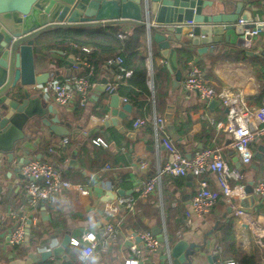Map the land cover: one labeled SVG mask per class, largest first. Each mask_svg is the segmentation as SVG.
<instances>
[{"label":"crops","instance_id":"0c3cea01","mask_svg":"<svg viewBox=\"0 0 264 264\" xmlns=\"http://www.w3.org/2000/svg\"><path fill=\"white\" fill-rule=\"evenodd\" d=\"M213 1L220 6L221 12H233L236 3L242 1L243 9H249L253 18L264 17V0ZM108 28L109 33L118 36L123 32L134 35L136 29L144 32L139 50L145 53L146 58L151 52L155 68L154 80L157 84L155 97L153 87H150L151 95L140 97V105L123 101L124 95L119 94L117 88L115 93L109 94L105 88L99 87L103 79H106L107 83H116L117 87L126 83L124 78L118 80L120 71L117 64L113 66L112 63L106 62L94 68L92 63L85 59L90 52L81 49L77 53L71 52L66 43L54 42L51 38L54 29L44 31L35 38L34 72L37 92L58 106L63 118L71 121V130L78 129L79 134L76 137L71 133L61 137L44 131L45 135L39 137L35 132H31V136L26 138L29 153H23V157H28L29 160L37 158L39 154L42 155L41 158L49 157L59 168L62 177L74 186L63 190L53 202L40 201L34 208L35 219L29 224L27 241L12 246L6 241L14 222L8 214L9 210L16 209L20 214L31 218L30 209L33 208L28 206L23 190L27 178L21 173L18 174L19 177L14 171H10L11 176L6 179L0 194L3 201L0 204V254L4 253L0 255V263L8 262L6 256L9 253L13 254L14 260H18L26 258L28 251L36 252L35 240L45 243L54 237L52 244L57 245L66 233L71 239H78L87 230H93L101 237L105 223L113 222L120 226L122 234L110 243L106 251L96 250L82 261L79 255L80 247L70 243L58 256H52L50 261L53 264H124L130 255L129 241L125 235L147 227L150 230V226L156 225L163 229L165 241L160 242L156 252L143 250L136 258L137 264L165 262L170 237L171 243L185 239L189 243L200 245L199 252H196L195 264H215L214 250L219 243L222 245V256L234 258L232 252L224 249L221 239L226 235L227 245H233L248 255L258 253V264H263L264 252L255 246L251 231L237 219L223 194L218 195L208 214L187 222L190 198L198 188V178L192 174H164L154 192L145 198L139 196L143 181L156 173L166 160L167 153L160 142L162 134L157 133L151 124L133 128L132 122L137 117H165L168 105H172L170 123L173 128L169 129V124L166 123V134L180 152L189 158L204 148L219 152L227 167L238 171V179L228 178V183L231 186L235 183L243 186L246 195L240 199L239 204L255 218L260 228H264V197H253L248 190L252 191L254 185L264 176V136H257L251 143L253 155L262 153L263 159L252 157L250 163L243 164L230 144V133L216 128L214 124L215 121L227 119L228 110L221 99H213L218 102L210 108L209 104L213 100H202L196 91L183 90L181 80L179 86L174 87V76L167 69L166 60L159 54L156 44L148 41L144 26L129 24L123 29L118 25H110ZM246 51H250V54ZM191 54L192 60L187 62L182 55H177V65L182 75L193 62L201 67L207 84L215 91L229 89L234 93H241L250 106L264 104V30L251 38L250 47L220 44L216 49L207 50L202 54L192 49ZM71 55L75 60H87L93 67L90 79L94 81L95 86L90 90L84 105L79 103L76 96L68 104L60 106L55 103L53 92L45 88L46 84L88 71L85 64L78 68H74L72 64L67 68L65 60ZM161 66H165L166 70L162 71ZM129 76L130 73L125 77ZM113 94L119 97L118 110H121L124 103H130L132 106L123 118L111 113ZM83 133L89 135L84 137ZM65 137L68 141L64 144ZM96 139H101L106 144L96 143ZM50 148L53 150L50 151ZM141 162H146L144 168L140 167ZM204 176L207 178L208 187L220 192L216 173L207 172ZM117 191L122 192L118 198L132 197L133 210H128L121 204L114 212H110L109 205L117 199L103 202L105 204L102 206L101 199L107 193ZM101 206L104 207L103 213L99 212Z\"/></svg>","mask_w":264,"mask_h":264},{"label":"water","instance_id":"95a60500","mask_svg":"<svg viewBox=\"0 0 264 264\" xmlns=\"http://www.w3.org/2000/svg\"><path fill=\"white\" fill-rule=\"evenodd\" d=\"M243 7L244 2L241 1L236 3L233 12H221L213 0H0V194L6 179L11 176L10 171L19 176L20 166L29 161L23 153H29L26 138L31 136V132L39 137L45 135L44 131L61 137L79 134L78 129L71 130L72 123L63 118L60 108L37 92L34 42L42 32L55 28L92 29L118 25L126 29L129 24L144 26L148 41L156 44L159 54L166 60L167 69L174 76L173 86L178 87L182 78L177 65L180 51L195 49L202 54L220 44L251 46V40L243 35V28L253 25H233L238 18L246 21L253 18L251 11ZM187 21L193 24L190 26ZM246 52L250 54V51ZM74 60L73 55L69 56L65 66L68 68ZM101 84L99 87L105 88L106 79ZM118 98L113 94L111 113L123 118L132 106L124 103L118 110ZM217 102L211 101L209 107ZM172 108L168 105L164 117L169 129L173 128L170 123ZM41 157V154L37 155V158ZM253 157L263 159L262 153ZM121 194V191L107 193L101 199L102 206L103 202L115 200ZM2 202L0 199V204ZM102 206L100 213L104 211ZM30 223L31 220L27 219L25 240ZM162 231L161 227L150 226V232L161 243L165 241ZM52 239L54 237L45 243L35 240L36 252L28 251L26 258L18 260L9 253L6 256L8 262L0 264H53L51 257L62 253L71 238L66 233L57 245L52 244ZM171 241L172 238H168L167 258L161 264H195L200 245L185 239Z\"/></svg>","mask_w":264,"mask_h":264},{"label":"built area","instance_id":"2783aa9c","mask_svg":"<svg viewBox=\"0 0 264 264\" xmlns=\"http://www.w3.org/2000/svg\"><path fill=\"white\" fill-rule=\"evenodd\" d=\"M222 1V0H220ZM192 25V21L186 22ZM250 23L252 27L243 28V35L246 39L257 35L261 30H264V17L252 18L249 21L238 18L233 25H242ZM121 36V34H120ZM81 50L90 52L91 48L81 47ZM148 62V83L150 87L153 85L152 80V55L149 52ZM122 59L116 57L109 59L107 63H116L119 71L124 72L125 76L129 71H125L121 66ZM81 64H85L88 71L85 74L79 73L71 75L64 80L50 81L45 88L53 92L54 101L57 105H66L76 96L81 105H84L89 98L90 90L95 86L94 81L90 79L93 74V67L87 60L77 58L74 60V68H78ZM124 77L121 73L118 75V80ZM181 86L185 91H196L202 100L211 101L220 98L223 104L227 107V119L225 121H215L216 128L223 129L231 135V146L237 152L241 162L248 164L252 160L253 151L251 148L252 141L257 136H264V105L259 107L250 106L246 103L241 93H234L229 89L215 91L210 87L205 78L202 69L195 63L182 75ZM117 88L116 83H107L105 91L107 93H115ZM123 101H128L125 97ZM151 124L155 131L162 134L160 142L166 150L167 157L164 163L157 169L156 173L143 181L139 196L147 197L154 192L159 185L161 177L164 174L174 176H184L188 173L197 177L198 188L191 196L189 202V210L186 218L190 223L195 217H202L208 214L221 193L225 196L227 202L233 208L234 215L237 219L245 224L252 233L253 243L264 249V228H260L257 221L239 204L242 197L246 195V191L239 183L229 185L228 178L238 179L239 173L234 169H229L227 164L219 152H215L210 148L198 150L190 158L185 156L176 147L170 137L166 134V120L162 115H154L153 118L137 117L133 120V128L145 127ZM68 138H63L65 144ZM96 143L106 144L101 139L94 140ZM53 149L50 148V151ZM146 162H141L140 167L144 168ZM21 173L27 178L23 186V190L30 208L31 218L26 214H20L16 209H10L8 214L14 220L13 225L7 234L6 241L9 245L16 246L24 243L25 230L27 219H35V209L40 201L53 202L56 197L65 189L72 188L74 185L65 180L59 168L49 158H33L27 163L20 166ZM207 172H215L217 180L220 184V192L211 190L207 184V178L204 176ZM85 192V191H84ZM253 197H264V176L253 187L251 193ZM134 200L132 197H120L115 202L109 205L108 210L114 212L117 207L124 204L128 210H133ZM122 234L120 226L113 222H106L103 230V235L98 237L93 230H87L82 233L78 239H71L70 243L80 247V259L83 261L92 255L96 250L106 251L110 243ZM139 238L138 241L136 238ZM129 241L128 249L129 257L124 264H137L143 250L151 253L156 252L160 247V242L157 237L148 231H130L125 235ZM137 240V241H136ZM214 254L215 264H238L232 258H224L221 252V246L216 245Z\"/></svg>","mask_w":264,"mask_h":264},{"label":"trees","instance_id":"16d2710c","mask_svg":"<svg viewBox=\"0 0 264 264\" xmlns=\"http://www.w3.org/2000/svg\"><path fill=\"white\" fill-rule=\"evenodd\" d=\"M108 27L100 28H59L52 30V40L54 42L66 43L68 49L71 52L77 53L82 46L91 48L90 53H88L85 59L89 60L94 68H97L98 65L106 63L109 59H114L120 57L122 59L121 66L125 71L130 72L129 77H125L124 72H120L124 75L126 83L120 84L117 89L119 94L124 95V97L134 103L140 105V97L150 96L151 88L148 83V62L146 60V55L142 50H139L142 46V38L145 34L143 31L136 29V32L125 33L118 36L116 34H111L107 30ZM141 39V40H140ZM74 44V45H73ZM178 55H182L184 60H192L191 51H180ZM199 66V65H198ZM200 67V66H199ZM201 68V67H200ZM154 65L152 64V76L154 75ZM160 69L166 70L165 66H161ZM155 75L153 76V90L155 97V87L156 82L154 80ZM264 105V104H262ZM262 105H258L262 106ZM149 228H143L139 231H148ZM226 235L223 237L222 243L224 245L225 251L228 249L232 252L235 257L232 258L237 261L238 264H258V253L248 255L242 250L234 248L233 245H227ZM221 252H222V245ZM256 246V245H255ZM259 248L258 250L262 253L264 249ZM226 258V257H225Z\"/></svg>","mask_w":264,"mask_h":264}]
</instances>
